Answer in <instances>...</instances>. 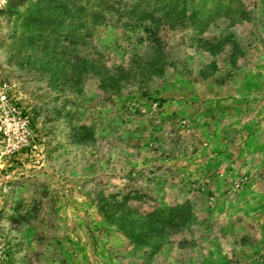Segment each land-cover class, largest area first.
I'll return each instance as SVG.
<instances>
[{
    "label": "rangeland",
    "instance_id": "obj_1",
    "mask_svg": "<svg viewBox=\"0 0 264 264\" xmlns=\"http://www.w3.org/2000/svg\"><path fill=\"white\" fill-rule=\"evenodd\" d=\"M187 1L0 0L4 264H264V0Z\"/></svg>",
    "mask_w": 264,
    "mask_h": 264
},
{
    "label": "built area",
    "instance_id": "obj_2",
    "mask_svg": "<svg viewBox=\"0 0 264 264\" xmlns=\"http://www.w3.org/2000/svg\"><path fill=\"white\" fill-rule=\"evenodd\" d=\"M31 119L9 93V86L0 83V203L6 190L4 169L22 148L34 147ZM0 213V264H4L7 242Z\"/></svg>",
    "mask_w": 264,
    "mask_h": 264
},
{
    "label": "trees",
    "instance_id": "obj_3",
    "mask_svg": "<svg viewBox=\"0 0 264 264\" xmlns=\"http://www.w3.org/2000/svg\"><path fill=\"white\" fill-rule=\"evenodd\" d=\"M180 3V8H178L177 6ZM130 10L131 11L129 13L131 16H143L144 19H147L152 23L163 17L166 18V20L175 17L178 19L179 17L184 18L188 21L196 20L197 7L194 2H188L187 0H143L142 10H136L135 8H131ZM39 20H42V18H39L38 21ZM159 216L163 215L159 214ZM130 224L131 226H137L141 235H143V233L147 235L153 230L165 226V224H168V221L165 219V217L155 218L153 214H149V218H147L144 222L141 221L137 225H135L134 222H131Z\"/></svg>",
    "mask_w": 264,
    "mask_h": 264
}]
</instances>
